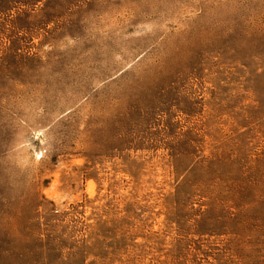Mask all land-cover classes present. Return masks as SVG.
I'll use <instances>...</instances> for the list:
<instances>
[{
	"label": "rangeland",
	"instance_id": "rangeland-1",
	"mask_svg": "<svg viewBox=\"0 0 264 264\" xmlns=\"http://www.w3.org/2000/svg\"><path fill=\"white\" fill-rule=\"evenodd\" d=\"M0 264H264V0H0Z\"/></svg>",
	"mask_w": 264,
	"mask_h": 264
}]
</instances>
